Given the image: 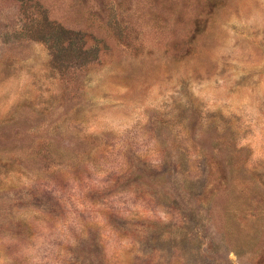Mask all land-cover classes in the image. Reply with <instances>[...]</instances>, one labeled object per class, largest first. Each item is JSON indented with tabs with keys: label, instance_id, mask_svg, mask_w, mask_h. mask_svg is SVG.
Returning <instances> with one entry per match:
<instances>
[{
	"label": "rangeland",
	"instance_id": "obj_1",
	"mask_svg": "<svg viewBox=\"0 0 264 264\" xmlns=\"http://www.w3.org/2000/svg\"><path fill=\"white\" fill-rule=\"evenodd\" d=\"M0 264H264V0H0Z\"/></svg>",
	"mask_w": 264,
	"mask_h": 264
},
{
	"label": "trees",
	"instance_id": "obj_2",
	"mask_svg": "<svg viewBox=\"0 0 264 264\" xmlns=\"http://www.w3.org/2000/svg\"><path fill=\"white\" fill-rule=\"evenodd\" d=\"M58 29H60V28H58ZM62 31H64V30H62Z\"/></svg>",
	"mask_w": 264,
	"mask_h": 264
}]
</instances>
